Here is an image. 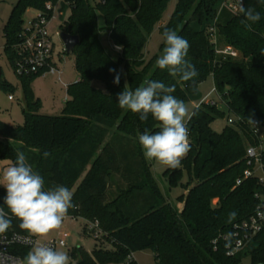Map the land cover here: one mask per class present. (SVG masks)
Returning a JSON list of instances; mask_svg holds the SVG:
<instances>
[{
	"label": "trees",
	"instance_id": "16d2710c",
	"mask_svg": "<svg viewBox=\"0 0 264 264\" xmlns=\"http://www.w3.org/2000/svg\"><path fill=\"white\" fill-rule=\"evenodd\" d=\"M49 2H65L71 10L60 31L80 37L73 51L79 78L68 86L62 114L46 115L39 112L41 101L31 86L42 74L20 75L25 123L0 120V159L14 162L16 153L23 151L34 171L44 177L45 188L62 184L73 192L75 207L67 216L100 222L103 234L94 237L98 244L93 252L77 247L69 252L70 257H79L76 264H138L135 259L129 261V256L150 248L157 264H241L247 253L252 264H264V227L246 251L237 255L228 254L223 240L216 248L213 243L222 234L232 235L235 224L255 212L260 203L256 193L264 191L258 177L245 178L254 166L247 156L249 147L262 146L264 168L259 132L260 127L264 130V0H245V7L261 13L251 29L241 24L242 15L220 10L222 0H177L170 19L159 29L161 34L165 28L175 30L190 43L186 59L195 65L198 76L187 82L156 66L163 42L150 59L145 53L170 0H18L4 26V50L13 67L23 41L26 12L46 11ZM99 13L111 42L122 48L118 59L106 52L98 38ZM214 24L219 43L233 46L238 57L217 52L208 31ZM117 74L118 85L113 83ZM209 76L227 107L228 120L233 116L234 121L218 132L212 123L227 114L219 103L203 102L193 111L196 114L187 121L190 151L179 168L166 167L163 172L170 188L181 185L184 189L176 198L184 204L179 210L164 197L138 142L145 130L158 131L159 122L151 115L141 121L139 114L120 109L117 94L125 86L134 90L146 80H158L175 85L172 94L186 102ZM95 80L103 82L106 90L94 86ZM0 87L6 92L15 89L3 75ZM13 141L21 145L16 147ZM45 151L50 153L46 159ZM117 178L125 186L110 197ZM5 195L0 186V204ZM18 225L13 218L12 227L21 231ZM83 234L89 236L86 223ZM104 239L113 249L99 247Z\"/></svg>",
	"mask_w": 264,
	"mask_h": 264
},
{
	"label": "clouds",
	"instance_id": "9594fccd",
	"mask_svg": "<svg viewBox=\"0 0 264 264\" xmlns=\"http://www.w3.org/2000/svg\"><path fill=\"white\" fill-rule=\"evenodd\" d=\"M233 11L243 16L241 24L248 29L261 19V13L252 6L245 7L243 0H237ZM162 41L165 46L156 66L181 81L197 77L195 65L186 59L190 49L188 40L175 30L165 28ZM115 47L118 51L121 49L119 45ZM261 55L264 56V49H261ZM110 71L115 72V69ZM113 83H120V74L115 76ZM175 90V85L146 80L134 90L125 86L117 94L120 109L139 114L141 121L151 115L159 122L158 131L149 133L145 130L138 136V142L147 160H155L171 169L179 168L190 151L187 121L196 114L190 113L185 102L172 94ZM249 119L252 121L251 117ZM42 155L46 159L50 153L45 151ZM0 181L6 191L3 204H0V234L12 228L13 218L19 221V229L26 234L24 242L30 247L21 264H70L66 252L48 242L37 244L35 238L46 237L61 228L69 209L75 207L73 192L62 184L45 188L44 177L34 171L23 151H18L15 161L0 170Z\"/></svg>",
	"mask_w": 264,
	"mask_h": 264
},
{
	"label": "rangeland",
	"instance_id": "374dc122",
	"mask_svg": "<svg viewBox=\"0 0 264 264\" xmlns=\"http://www.w3.org/2000/svg\"><path fill=\"white\" fill-rule=\"evenodd\" d=\"M17 1L18 0H0V77L3 75L5 79H7L15 86V89L10 92H6L0 87V120L11 125H24V108H26L24 87L20 75L11 65L4 50L6 44V38L4 37V26L7 23ZM176 4L177 0H170L168 7L163 14L161 22L155 26L145 49L147 59H150L152 56L159 52L160 46L163 42L162 34L159 28L160 26L165 25L170 19L172 13L175 10ZM70 13L71 10L65 2L58 3L55 8L53 19L50 25V33L56 43V63L61 71L60 75H40L36 77L31 84L35 96L41 101L39 109V112L41 114H62L69 97L68 86L69 84L76 82L79 78V74L75 66V54L73 52H66L64 44L57 34V32L60 31L61 24L64 22V20L69 18ZM35 14V9H29L24 16L25 22H29L35 16ZM98 27V38L102 43L104 49L113 59H118L120 51L116 50L115 45L110 40L109 32L104 28L105 18L102 13L98 14ZM227 49H232L238 53V56L240 55L239 51L233 46L218 43L217 50L225 51ZM218 53L221 54L222 52ZM93 85L106 90L105 84L99 80L93 81ZM10 94L14 96L13 100L9 99ZM207 99L215 100L217 103H219V108L227 113L226 105L221 102L218 93H216L215 91V83L212 76H209L206 80L199 83L196 94L194 95V97L186 101L185 104L188 106L189 112L191 113L197 106L201 105ZM229 116L230 115L227 113L226 116L220 117L215 120L212 123V128L215 131L221 132L229 123ZM259 132L263 139L264 145V130L260 127ZM15 142L16 141H13V144L18 147V144H16ZM148 162L150 163V166L153 170V176L155 180L162 188L164 197L170 203L176 205L179 210H181L184 204L178 203L176 198L184 192L183 187L181 185H178L170 188L168 182L163 176V172L167 166L162 165L155 160H148ZM11 163L12 162L9 159H0V170L9 166ZM260 174L264 176V173L262 171H260ZM185 180L186 178L184 179V181ZM119 186H125V184L117 178L115 179L113 187L110 190V197H113L117 194L115 192H117V188ZM185 193H187V191ZM216 204L217 200L214 201V205ZM85 222L86 221L83 218H72L66 215L64 226L62 228L50 233L46 237L41 238L50 239L58 237L59 232L61 230H64L70 234V237L67 239L68 246L60 247L58 250L64 251L69 255V252L73 251L75 248L83 247L86 251L92 253L98 243L93 235L86 236L83 234V226ZM99 247L108 250L113 249V246L105 239L99 241ZM133 256L138 264H157L155 254L150 248L137 251L133 254ZM78 261L79 257H70V264H76ZM108 264L117 263L112 262ZM241 264H252V257L250 253L244 255Z\"/></svg>",
	"mask_w": 264,
	"mask_h": 264
},
{
	"label": "built area",
	"instance_id": "2783aa9c",
	"mask_svg": "<svg viewBox=\"0 0 264 264\" xmlns=\"http://www.w3.org/2000/svg\"><path fill=\"white\" fill-rule=\"evenodd\" d=\"M236 3L237 0H222L220 10L225 9L234 15H238L233 11V6ZM243 5L245 6V0H243ZM56 6L57 5H53L49 2L46 5V11L37 10L35 16L29 22H25L26 28L23 31V41L18 49L19 57L14 66L19 75L29 73L60 75L61 71L56 63V43L50 33V25ZM49 11H53V14L50 15ZM208 31L211 41L214 43L217 50L219 43L217 25L214 24L210 26ZM60 32L61 31H58L57 34L60 35ZM119 51L121 52L122 48ZM217 52H222L233 57L238 56V53L232 49H227L225 51L217 50ZM9 99L13 100L14 96L10 94ZM204 102L210 105L217 103L213 99H207ZM233 121L234 119L231 117L229 122L233 123ZM254 125L258 127V122H255ZM261 147L251 146L248 148L247 156L249 158V163L254 162V166L252 169L246 171L245 178L258 177L260 183L264 187V176L260 174V171L264 173L260 155ZM241 182L242 180L239 179L238 184ZM256 197L259 199L260 203L255 212L249 218L236 223L232 235L222 234L216 238L213 241L215 248L218 246V242L221 239L226 243L229 255L233 256L246 251L250 243L264 227V191L256 193ZM65 219L66 216L62 222L61 228L64 226ZM85 223L89 236L93 235L94 237H99L103 234L98 220L86 221ZM25 235V233L15 230L13 227L7 233L0 234V264H21L23 258L30 250L29 245L24 242ZM69 237L70 234L68 232L61 230L58 237L50 239L35 238V243L48 242L59 249L60 247L68 246L67 239ZM133 259V255L129 256V261Z\"/></svg>",
	"mask_w": 264,
	"mask_h": 264
},
{
	"label": "water",
	"instance_id": "95a60500",
	"mask_svg": "<svg viewBox=\"0 0 264 264\" xmlns=\"http://www.w3.org/2000/svg\"><path fill=\"white\" fill-rule=\"evenodd\" d=\"M59 37L62 40L67 53L73 52L75 47L80 42L79 35H72L70 33L64 32V31L60 32Z\"/></svg>",
	"mask_w": 264,
	"mask_h": 264
},
{
	"label": "crops",
	"instance_id": "0c3cea01",
	"mask_svg": "<svg viewBox=\"0 0 264 264\" xmlns=\"http://www.w3.org/2000/svg\"><path fill=\"white\" fill-rule=\"evenodd\" d=\"M37 11V10H36ZM16 144H18L17 146H20L21 145V143L20 142H15ZM152 169V168H151ZM152 173H153V170H152ZM161 190H162V188H161ZM135 259V258H134Z\"/></svg>",
	"mask_w": 264,
	"mask_h": 264
}]
</instances>
